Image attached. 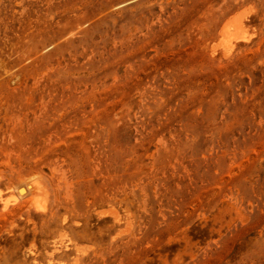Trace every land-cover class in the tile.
<instances>
[{
    "label": "rangeland",
    "instance_id": "1",
    "mask_svg": "<svg viewBox=\"0 0 264 264\" xmlns=\"http://www.w3.org/2000/svg\"><path fill=\"white\" fill-rule=\"evenodd\" d=\"M0 264H264V0H0Z\"/></svg>",
    "mask_w": 264,
    "mask_h": 264
},
{
    "label": "bare ground",
    "instance_id": "2",
    "mask_svg": "<svg viewBox=\"0 0 264 264\" xmlns=\"http://www.w3.org/2000/svg\"><path fill=\"white\" fill-rule=\"evenodd\" d=\"M240 12H241L240 14L237 13L236 16L228 19L220 29V37H219L220 41L218 40L219 41L218 45L222 48L224 55L230 54L231 51L233 50V47H235L237 42L250 39L251 34L245 29V23H244L245 18H247L248 16V11H240ZM218 45H215V46H218ZM26 181H28V183L31 182V185H29L30 188L29 187L27 188L30 189V193L32 192V194L35 195L33 197V200H31L32 201L31 207H33L36 211L44 212L46 210V198L43 196V194H38L39 192L42 191V187L39 185L41 183H38L34 179H30V182L29 180H26ZM14 199L16 200L17 197H14ZM8 202H9L8 200L4 202L3 208L7 207ZM97 212H100L99 215L100 214L101 215H112L114 219L117 221H119L120 219L119 214L117 212H113L112 209L99 210ZM66 219L67 217L64 216L62 218V221L65 222ZM71 243H73L72 239L67 238L65 234L60 235L59 238L52 240L51 249L48 251V255L50 257H53L55 254L59 253L60 251L70 248ZM78 246L79 245H76L77 250L79 249ZM86 251L87 249L85 247L82 253ZM79 252H81L80 249H79Z\"/></svg>",
    "mask_w": 264,
    "mask_h": 264
}]
</instances>
